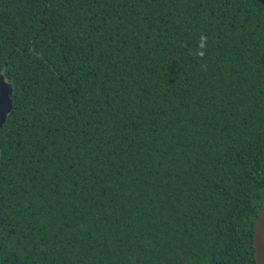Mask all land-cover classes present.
Returning <instances> with one entry per match:
<instances>
[{
  "label": "trees",
  "instance_id": "trees-1",
  "mask_svg": "<svg viewBox=\"0 0 264 264\" xmlns=\"http://www.w3.org/2000/svg\"><path fill=\"white\" fill-rule=\"evenodd\" d=\"M0 74V264H255L257 0H0Z\"/></svg>",
  "mask_w": 264,
  "mask_h": 264
},
{
  "label": "water",
  "instance_id": "water-1",
  "mask_svg": "<svg viewBox=\"0 0 264 264\" xmlns=\"http://www.w3.org/2000/svg\"><path fill=\"white\" fill-rule=\"evenodd\" d=\"M257 1L264 6V0ZM11 108L12 99L10 97L9 86L4 79V76L0 74V129L5 122L7 115L10 113ZM262 208H264V204ZM253 246L255 264H264V213H262L261 210L255 222Z\"/></svg>",
  "mask_w": 264,
  "mask_h": 264
},
{
  "label": "snow or ice",
  "instance_id": "snow-or-ice-1",
  "mask_svg": "<svg viewBox=\"0 0 264 264\" xmlns=\"http://www.w3.org/2000/svg\"><path fill=\"white\" fill-rule=\"evenodd\" d=\"M241 39H243V37H241ZM261 212L264 213V208L261 209Z\"/></svg>",
  "mask_w": 264,
  "mask_h": 264
}]
</instances>
